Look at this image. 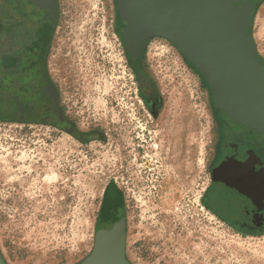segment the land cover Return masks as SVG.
Returning <instances> with one entry per match:
<instances>
[{
  "label": "rangeland",
  "instance_id": "rangeland-1",
  "mask_svg": "<svg viewBox=\"0 0 264 264\" xmlns=\"http://www.w3.org/2000/svg\"><path fill=\"white\" fill-rule=\"evenodd\" d=\"M129 28L115 0H58L48 77L66 116L105 141L0 111L7 264H80L94 248L109 185L126 214L133 264H264V235L234 231L207 203L218 137L211 88L171 43L153 39L142 67L162 98L154 116L127 58ZM255 34L264 58V8Z\"/></svg>",
  "mask_w": 264,
  "mask_h": 264
},
{
  "label": "flooded vegetation",
  "instance_id": "flooded-vegetation-1",
  "mask_svg": "<svg viewBox=\"0 0 264 264\" xmlns=\"http://www.w3.org/2000/svg\"><path fill=\"white\" fill-rule=\"evenodd\" d=\"M245 6L248 33L257 46L255 29L257 18L264 8V0H236ZM0 109L9 119L50 122L55 128L72 136L89 141L96 136L102 141L105 135L98 131L83 134L77 123L66 116L59 106V93L47 72V55L52 32L51 23H38L28 16H21L9 6L0 8ZM123 19V18H122ZM125 42L127 58L139 83V93L148 110L156 116L162 105L159 90L149 82V75L142 67L146 50L143 44L156 39L142 37L132 26ZM133 32V34H132ZM166 41L165 39L159 38ZM136 41V42H133ZM183 64V55L172 45ZM264 63V58H261ZM140 73L147 78L140 81ZM151 83V84H150ZM57 96V95H56ZM57 99V100H56ZM215 100V99H214ZM216 102V101H215ZM217 105V103H216ZM218 137L210 165L211 183L207 203L211 211L245 236L264 235V136L250 131L235 121L227 112L216 107ZM97 229H112L121 220V198L115 187L105 190Z\"/></svg>",
  "mask_w": 264,
  "mask_h": 264
},
{
  "label": "water",
  "instance_id": "water-1",
  "mask_svg": "<svg viewBox=\"0 0 264 264\" xmlns=\"http://www.w3.org/2000/svg\"><path fill=\"white\" fill-rule=\"evenodd\" d=\"M115 1L123 20L142 37L165 39L180 51L233 121L264 136V63L248 33L245 6L236 0ZM5 2L21 16L57 24L58 0ZM0 264H7L1 248ZM80 264H133L125 213L112 229L96 230L94 248Z\"/></svg>",
  "mask_w": 264,
  "mask_h": 264
},
{
  "label": "trees",
  "instance_id": "trees-1",
  "mask_svg": "<svg viewBox=\"0 0 264 264\" xmlns=\"http://www.w3.org/2000/svg\"><path fill=\"white\" fill-rule=\"evenodd\" d=\"M0 13H4V10H2V11H0ZM2 85V80L0 79V86ZM2 95H3V93H0V106H1V104H3V98H2ZM0 111L4 114V112L0 109ZM105 196H106V194H104Z\"/></svg>",
  "mask_w": 264,
  "mask_h": 264
}]
</instances>
